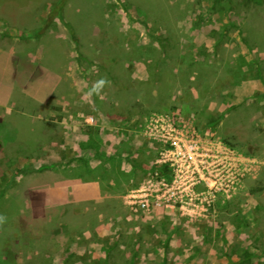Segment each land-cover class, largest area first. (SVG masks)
Masks as SVG:
<instances>
[{
    "label": "rangeland",
    "instance_id": "obj_1",
    "mask_svg": "<svg viewBox=\"0 0 264 264\" xmlns=\"http://www.w3.org/2000/svg\"><path fill=\"white\" fill-rule=\"evenodd\" d=\"M44 2L53 11L42 14L35 32L53 34L43 38L34 69L21 56H0V103L11 84L12 103L22 101L29 79L16 70L29 64L32 74L47 70L40 86L51 89L59 75L55 94L65 96L69 59L70 116L81 113L84 130L105 117L124 120L152 162L175 137H199L214 156L208 178L217 190L202 186L201 200L183 210L147 214L127 204L115 225L109 219L118 215L116 205H96L104 220L75 206L63 213L41 204L39 211L35 186L44 175L34 164L37 149L51 142V125L0 109V214L7 218L0 264H264V0H0V11L17 20L21 6ZM0 32L9 38L8 29ZM102 77L111 82L102 96L87 95ZM52 161L44 154V166L61 164ZM151 173L137 179L131 195L156 194ZM100 238L104 263L97 250L79 251Z\"/></svg>",
    "mask_w": 264,
    "mask_h": 264
},
{
    "label": "crops",
    "instance_id": "obj_2",
    "mask_svg": "<svg viewBox=\"0 0 264 264\" xmlns=\"http://www.w3.org/2000/svg\"><path fill=\"white\" fill-rule=\"evenodd\" d=\"M52 11L53 4L50 5L45 2L43 6L38 7L31 4L21 6L16 11L15 18L17 20L12 17L7 18L0 11V31L8 29L10 33L8 38V35L0 32V56H11L14 59L16 56H21L25 61L30 62L34 69V64L40 60L43 52V38L53 34L52 31H46L41 35L35 30L43 23L42 14ZM58 19L62 21L61 16ZM61 54L62 52L58 56L62 59ZM66 61L67 64L63 67L66 73V89L61 91V93H66L65 96L59 99L55 94L59 87V75L53 73L51 89L44 85L40 86L41 83L39 84L37 80L46 76L47 70L43 71L40 68L42 73H39L38 67L37 72L32 74L30 72L32 66L29 64L27 67L25 66L23 72V68L19 71L16 70L17 78L29 79L25 83V89L22 90V101L12 103L11 98L14 96L15 88L13 89L11 84L9 88H5L6 92H3L5 98L3 102L5 103H0V109L5 113L30 114L28 116H36L32 117L35 120L46 121L51 125L49 129L51 142L37 149V159L34 165L37 169L36 172L43 173L44 179L35 186V191L40 196L34 197V206L39 211H41V204L44 205L45 211L50 206H61L64 208L63 213L71 212V208L75 206L80 214L84 213L87 216H96V218L99 217V219L104 220L103 211H98L96 205H116L119 207H115L118 215L109 219V223L115 225L117 224L116 219L122 220L121 212L129 209L126 199L135 192V182L144 173L149 174L153 170L155 162L148 160L142 152L144 150L136 147L137 143L132 138L133 129L124 120H113L105 117L97 122V126L84 130L83 122L80 119V117L82 118L81 113L79 114L80 117L73 118L70 116V102L67 99L70 63L69 59ZM0 68L3 70L2 67ZM12 75L10 77L14 80ZM39 76L41 77L39 78ZM34 87H36V91ZM29 99L34 100L32 101L36 105L34 108L28 107ZM33 109H35V113H32ZM41 113L45 114L46 117L44 118ZM44 154L51 158V161L57 159L61 164L44 166ZM146 154L151 155L148 152ZM34 198L32 197V200ZM87 228L91 232H100L94 229L92 225ZM107 228L106 225H103V229ZM82 235L85 236V233ZM101 240L100 238L95 242V247L79 245V251L94 252L97 250L101 254V244H104ZM101 255L99 256L101 262H106L105 256ZM95 258H98L96 253Z\"/></svg>",
    "mask_w": 264,
    "mask_h": 264
},
{
    "label": "built area",
    "instance_id": "obj_3",
    "mask_svg": "<svg viewBox=\"0 0 264 264\" xmlns=\"http://www.w3.org/2000/svg\"><path fill=\"white\" fill-rule=\"evenodd\" d=\"M167 118L166 116L165 120H157L155 122L156 128L162 127ZM85 122L88 124L94 122V117L89 116ZM209 151L211 150L202 149L199 137L193 136L187 140L175 137L173 142L167 144V148L158 152V159L151 171L152 177L148 183L151 188L159 186L156 192L152 190L156 194L145 192L146 194L141 195L140 198L130 195L128 205L135 212L143 209L147 214L169 209L183 210L187 205L196 204L198 200H201L199 188L202 186L209 189L211 193L216 191V186H213L215 182L208 178L209 174L212 176V169L217 167L211 164L214 156L209 154ZM187 179H190L189 186L188 181L185 182ZM231 183L233 184V182ZM221 185L224 186V184ZM225 186L229 188L231 185L226 183ZM164 188L170 189L172 194L167 197L166 194L162 193ZM149 191L151 190L149 189ZM185 191L190 194L188 198H185V195H180Z\"/></svg>",
    "mask_w": 264,
    "mask_h": 264
},
{
    "label": "clouds",
    "instance_id": "obj_4",
    "mask_svg": "<svg viewBox=\"0 0 264 264\" xmlns=\"http://www.w3.org/2000/svg\"><path fill=\"white\" fill-rule=\"evenodd\" d=\"M110 81L107 78H100L97 81H95L87 93V95L92 96H102L103 90L105 87L110 85ZM6 217L2 214H0V225L4 224L6 222Z\"/></svg>",
    "mask_w": 264,
    "mask_h": 264
},
{
    "label": "trees",
    "instance_id": "obj_5",
    "mask_svg": "<svg viewBox=\"0 0 264 264\" xmlns=\"http://www.w3.org/2000/svg\"><path fill=\"white\" fill-rule=\"evenodd\" d=\"M211 124H212L213 126H216V125L218 124V121H213V122H211Z\"/></svg>",
    "mask_w": 264,
    "mask_h": 264
}]
</instances>
